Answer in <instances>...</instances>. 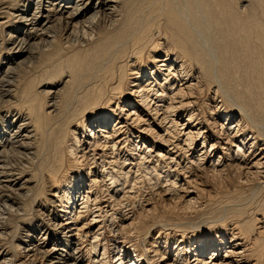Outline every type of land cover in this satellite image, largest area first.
Returning a JSON list of instances; mask_svg holds the SVG:
<instances>
[{
  "label": "bare ground",
  "instance_id": "1",
  "mask_svg": "<svg viewBox=\"0 0 264 264\" xmlns=\"http://www.w3.org/2000/svg\"><path fill=\"white\" fill-rule=\"evenodd\" d=\"M236 1L0 0V264H264V0ZM208 178L251 189L230 229L165 233Z\"/></svg>",
  "mask_w": 264,
  "mask_h": 264
},
{
  "label": "rangeland",
  "instance_id": "2",
  "mask_svg": "<svg viewBox=\"0 0 264 264\" xmlns=\"http://www.w3.org/2000/svg\"><path fill=\"white\" fill-rule=\"evenodd\" d=\"M238 1V0H237ZM236 1V2H237ZM2 6H4L3 4H1V7ZM32 65H34V66H32ZM36 66H37V64H36ZM35 66V63H33V64H31L30 65V67L29 68H27V67H25V68H22L21 70H23V71H19L17 74H16V78L15 79H18L19 81H18V83H20L21 81H23L24 83L25 82H27L30 78L32 79V80H34V82L35 81H38L39 79H40V75H39V72H41V70H39L40 68H41V66H37L36 67ZM34 67H36V68H34ZM40 67V68H39ZM29 69V70H28ZM31 70V71H30ZM36 71V72H35ZM22 72V73H21ZM34 73V74H33ZM30 74V75H29ZM41 74V73H40ZM32 75H37V76H35V78H34V76H32ZM36 78L38 79V80H36ZM25 79V80H24ZM30 79V80H31ZM21 80V81H20ZM27 80V81H26ZM57 80V79H56ZM56 80H54V81H56ZM17 81V80H16ZM23 82H21L20 84L21 85H23ZM38 85V84H37ZM37 85H35V89L34 90H36V88H37V91L38 90H40V88L39 87H36ZM22 86H20L18 89H20ZM223 89L224 88H221L220 89V92H223ZM205 92V91H204ZM212 94V93H211ZM220 95V93L217 91V96H215V101H216V103H217V106L219 105V106H221V104H222V100H223V98L221 97V95ZM212 95H210V94H208L207 92H205L204 94L202 93L198 98V100H197V106L198 107H196V108H201V105L202 104H205L207 101H210L211 100V97ZM42 97V96H41ZM220 98V99H219ZM45 100H47V97L46 98H44ZM43 98L41 99L43 102L45 101ZM208 99V100H207ZM222 99V100H221ZM206 100V101H205ZM221 101V102H220ZM207 103H209V102H207ZM206 103V104H207ZM201 104V105H200ZM218 106V107H219ZM11 127H13V126H11ZM45 148V150L46 149H48V145H47V147H44ZM45 150H44V152H45ZM138 152V150L136 149V150H134L133 152L135 153V152ZM233 181V182H232ZM232 181L231 180H229V181H223V183H218V182H216L215 183V181L214 180H212V182H211V180L208 178V180H207V184L206 183H203V186H201L202 187V191H200V193H199V195H198V199H197V203H196V206L194 205L193 207H191V208H188V209H184V212H183V208L182 209H180V208H177V209H179V210H177L176 208L174 209V208H172V209H162V207L161 206H158L157 205V207L159 208L160 207V209H158L159 211H160V213L162 214V216H163V218L166 220L165 222H167L168 223V221L170 222V220H172V222H173V225L171 224L170 226L169 225H166L165 227H163V230H164V232L165 233H175V238H177V239H180V233L179 232H177V231H179V230H183V229H185V230H187V231H190V232H194L195 234H203V233H205V232H207V233H210L211 234V232H213V234H212V236H214V232L216 233V232H218L217 233V235L220 233V231H223V230H226V231H228L229 229H230V227H228L229 226V222L228 221H230V220H228V219H226V217H225V219L223 218L224 216H225V213H223V212H221V213H219L218 212V206H219V200H220V197H223V196H225L226 194L228 195V193L229 194H232L233 193V191H237L238 189H240V191L238 190V192H245V194L247 193V194H250V192L251 191H249V190H251V189H245V188H248V187H244L242 184H240V183H238L236 180H234V179H232ZM252 185V186H251ZM243 186V187H242ZM146 187V186H145ZM250 187H252V189H255V187H256V185L253 183V184H250L249 185V188ZM147 188V187H146ZM149 188H147V189H143L144 191H149L148 190ZM245 190V191H244ZM248 191V192H247ZM202 192V193H201ZM241 192V193H242ZM226 193V194H225ZM257 191H252V193H251V195H250V198L252 197L253 199H254V197L256 198L257 197ZM139 198L140 199H142L141 198V196H139ZM143 199H144V197H143ZM152 200H156L155 198H153ZM157 200H158V198H157ZM156 200V203L157 204H159L158 203V201ZM218 200V201H217ZM218 205H217V204ZM208 204V205H207ZM160 205V204H159ZM198 207V208H197ZM189 209H191V210H189ZM202 209V210H201ZM161 210L162 211H164V212H161ZM173 210V211H172ZM182 210V211H181ZM165 211H167V213L165 212ZM177 211V212H176ZM182 212V213H181ZM171 213V214H170ZM174 213V214H173ZM176 213V214H175ZM168 214V215H167ZM180 214V215H179ZM201 214V215H200ZM209 214V215H208ZM219 214V215H218ZM223 214V215H222ZM164 215H166V216H164ZM209 217H208V216ZM180 216V217H179ZM218 216V217H217ZM219 216H221V217H219ZM258 216V215H257ZM170 217V218H169ZM172 217V218H171ZM179 217V218H178ZM258 217H260V216H258ZM176 218V219H175ZM169 219V220H168ZM180 219V220H179ZM231 219V218H230ZM168 220V221H167ZM174 220V221H173ZM228 220V221H227ZM176 221V222H175ZM189 221V222H188ZM172 222H170V223H172ZM175 222V223H174ZM178 222V223H177ZM179 222H181V223H183V222H185L184 224H179ZM188 222V223H187ZM223 222V223H222ZM227 222H228V224H227ZM16 222H13V225H12V229H13V232H15V234H17V236H18V234H19V232H18V227H17V223L15 224ZM187 223V224H186ZM175 224H176V226H175ZM177 224H178V226H177ZM14 225H16V226H14ZM185 225V226H184ZM173 226V227H172ZM176 228H175V227ZM15 227H16V229H15ZM175 229V231L173 230V229ZM176 229H179V230H176ZM15 230H17V231H15ZM178 234V235H177ZM14 235V234H13ZM10 238V237H9ZM9 240H11V238L9 239ZM12 240H14V237L12 238ZM5 241H8V239H7V237H6V239H5ZM172 244V243H171ZM110 249H108V252H107V255H108V262H110V258H113L112 256V254H113V252L110 250ZM223 252H221V254H222ZM111 255V257H109Z\"/></svg>",
  "mask_w": 264,
  "mask_h": 264
}]
</instances>
